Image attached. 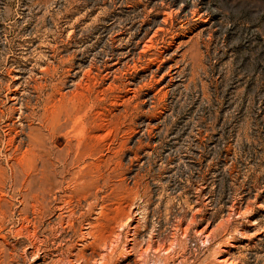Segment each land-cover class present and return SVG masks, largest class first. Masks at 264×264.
<instances>
[{"label": "rangeland", "instance_id": "1", "mask_svg": "<svg viewBox=\"0 0 264 264\" xmlns=\"http://www.w3.org/2000/svg\"><path fill=\"white\" fill-rule=\"evenodd\" d=\"M106 261L264 264V0H0V264Z\"/></svg>", "mask_w": 264, "mask_h": 264}, {"label": "bare ground", "instance_id": "2", "mask_svg": "<svg viewBox=\"0 0 264 264\" xmlns=\"http://www.w3.org/2000/svg\"><path fill=\"white\" fill-rule=\"evenodd\" d=\"M117 63H119V62H117ZM116 64V63H115ZM122 64V63H121ZM122 66V65H121ZM51 69V68H50ZM54 69V68H53ZM118 69V68H117ZM52 71V70H51ZM49 73V72H48ZM48 75V74H47ZM13 94V93H12ZM14 100V99H13ZM9 126V125H8ZM77 158V157H76ZM69 161V160H68ZM71 161V160H70ZM80 163V162H79ZM81 164V163H80ZM77 167V166H76ZM79 172H81V171H79ZM85 172V171H84ZM75 183V182H74ZM72 188V187H71ZM64 189V188H63ZM85 196V195H84ZM86 203V202H85ZM61 209L62 210H69L68 212L70 213V215L72 216L74 213H75V211L73 210V208L71 207V202H66L65 203V206L64 207H61ZM63 216V215H62ZM75 216V215H74ZM64 219V218H63ZM63 219H62V221H63ZM69 220V219H68ZM61 221V222H62ZM149 246V245H148ZM151 246V245H150ZM107 249V248H106ZM157 250V249H156ZM160 250V249H159ZM162 250V249H161ZM111 252V251H110ZM159 252V251H158ZM112 253V252H111ZM145 253V252H144ZM153 253V252H152ZM154 253H155V251H154ZM159 254V253H158ZM152 255V254H151ZM161 255V254H160ZM160 255H159V257H160ZM105 256H109V255H105ZM143 256H144V254H143ZM155 256V255H154ZM102 257V256H101ZM111 257H112V255H111ZM151 258H152V256H151ZM157 258V257H156ZM107 259H109V257L107 258ZM159 259V258H158ZM163 259V258H162ZM110 260V259H109ZM164 260V259H163ZM106 263H107V261H106ZM108 264V263H107Z\"/></svg>", "mask_w": 264, "mask_h": 264}]
</instances>
